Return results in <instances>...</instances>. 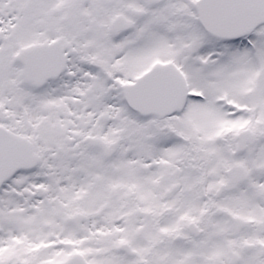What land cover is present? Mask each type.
<instances>
[{"label": "snow or ice", "instance_id": "snow-or-ice-1", "mask_svg": "<svg viewBox=\"0 0 264 264\" xmlns=\"http://www.w3.org/2000/svg\"><path fill=\"white\" fill-rule=\"evenodd\" d=\"M0 264H264V0H0Z\"/></svg>", "mask_w": 264, "mask_h": 264}]
</instances>
